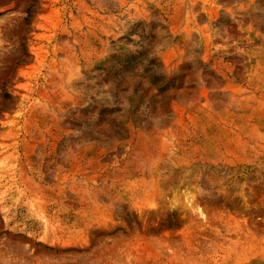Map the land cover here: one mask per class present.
Segmentation results:
<instances>
[{
  "label": "rangeland",
  "instance_id": "obj_1",
  "mask_svg": "<svg viewBox=\"0 0 264 264\" xmlns=\"http://www.w3.org/2000/svg\"><path fill=\"white\" fill-rule=\"evenodd\" d=\"M0 264H264V0H0Z\"/></svg>",
  "mask_w": 264,
  "mask_h": 264
}]
</instances>
